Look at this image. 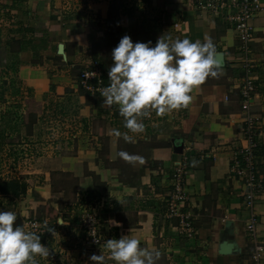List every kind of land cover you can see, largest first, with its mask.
I'll return each instance as SVG.
<instances>
[{
	"label": "crops",
	"instance_id": "0c3cea01",
	"mask_svg": "<svg viewBox=\"0 0 264 264\" xmlns=\"http://www.w3.org/2000/svg\"><path fill=\"white\" fill-rule=\"evenodd\" d=\"M259 2L263 10L249 21L245 75L233 25L220 16L199 15L188 0H0L1 41L13 40L3 50L12 58L7 69L30 93L31 118L46 122L47 132L60 127L64 135L49 146L45 181L67 176L77 182V198L96 196L107 239L137 238L140 247L160 252L157 264L252 263L242 187L230 168L244 144L241 86L246 78L255 85L249 115L264 129V0ZM125 35L152 46L162 35L173 41L211 38L220 65L216 77L194 89L187 107L143 118L145 130L135 143L113 135V129L127 131L118 107L102 106L104 98L78 82L80 72L96 64L109 84L111 53ZM176 144L181 154L175 153ZM121 151L143 162L123 160ZM257 155L263 192L255 213L258 240L264 244V140ZM177 168L185 172L183 200L169 217ZM223 242L235 249L220 254Z\"/></svg>",
	"mask_w": 264,
	"mask_h": 264
},
{
	"label": "clouds",
	"instance_id": "9594fccd",
	"mask_svg": "<svg viewBox=\"0 0 264 264\" xmlns=\"http://www.w3.org/2000/svg\"><path fill=\"white\" fill-rule=\"evenodd\" d=\"M216 56L211 38L203 42L188 38L173 41L162 35L152 46L151 42L133 43L129 36L122 37L111 53L109 84L101 89L102 106H117L127 130L121 133L113 129V135L135 143L136 136L145 130L143 118L152 112L163 116L187 107L194 89L218 75ZM118 156L129 163L143 162L142 157L124 151ZM16 220L17 213L0 211V264H36L37 257H49L50 250L40 236L25 231L23 225L14 228ZM104 247L115 264H157L160 257L158 250L140 247V241L129 235L109 239ZM89 260L90 264H105L103 254L92 255Z\"/></svg>",
	"mask_w": 264,
	"mask_h": 264
},
{
	"label": "rangeland",
	"instance_id": "374dc122",
	"mask_svg": "<svg viewBox=\"0 0 264 264\" xmlns=\"http://www.w3.org/2000/svg\"><path fill=\"white\" fill-rule=\"evenodd\" d=\"M11 64L12 58L1 50L0 181L22 180L27 190L17 199L0 196V211L17 213L14 228L20 220L25 231L35 232L49 248V257H37L36 264H90L92 255L101 254L108 264L111 259L104 242L109 239L102 226L100 200L94 195L77 198V182L67 176L55 174L45 181L49 146L64 135L60 127L47 132L46 122L31 118L30 93L7 69ZM14 126L18 129L11 132Z\"/></svg>",
	"mask_w": 264,
	"mask_h": 264
},
{
	"label": "built area",
	"instance_id": "2783aa9c",
	"mask_svg": "<svg viewBox=\"0 0 264 264\" xmlns=\"http://www.w3.org/2000/svg\"><path fill=\"white\" fill-rule=\"evenodd\" d=\"M188 3L199 15L208 13L220 16L231 23L237 34L239 47L237 56L243 72L249 73L247 57L250 53L252 31L249 21L259 12L262 6L259 0H188ZM105 74L96 64L85 67L78 76V82L82 89L91 94L101 95V89L107 87ZM255 89L254 83L246 78L241 86V111L244 120L243 146L239 149L231 163L230 173L242 187V205L247 214L245 232L253 244L251 264H261L264 253V244L257 236V215L255 206L258 196L263 192V182L258 169V146L264 140V129L256 120L249 115V99ZM182 168L173 172L171 179V201L168 203L169 214H176V202L183 200V176Z\"/></svg>",
	"mask_w": 264,
	"mask_h": 264
},
{
	"label": "trees",
	"instance_id": "16d2710c",
	"mask_svg": "<svg viewBox=\"0 0 264 264\" xmlns=\"http://www.w3.org/2000/svg\"><path fill=\"white\" fill-rule=\"evenodd\" d=\"M13 42V40H11ZM11 42H8L6 45L2 44L0 37V51L6 49ZM3 46V47H2ZM27 184L24 181L17 179L0 181V196L8 197L10 199H17L26 194Z\"/></svg>",
	"mask_w": 264,
	"mask_h": 264
},
{
	"label": "water",
	"instance_id": "95a60500",
	"mask_svg": "<svg viewBox=\"0 0 264 264\" xmlns=\"http://www.w3.org/2000/svg\"><path fill=\"white\" fill-rule=\"evenodd\" d=\"M57 54L60 56L63 55V46L62 45H58ZM174 150H175L176 154H181L182 153V146L180 144H176ZM17 226H22L20 220L17 221ZM234 249H235L234 244L223 242L222 245L220 246L219 253L222 255H227V254L231 253Z\"/></svg>",
	"mask_w": 264,
	"mask_h": 264
}]
</instances>
